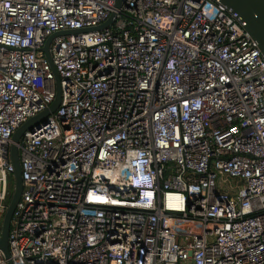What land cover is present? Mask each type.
I'll return each instance as SVG.
<instances>
[{"label": "built area", "instance_id": "built-area-1", "mask_svg": "<svg viewBox=\"0 0 264 264\" xmlns=\"http://www.w3.org/2000/svg\"><path fill=\"white\" fill-rule=\"evenodd\" d=\"M0 0V239L12 264H264V57L218 0ZM0 264H9L0 250Z\"/></svg>", "mask_w": 264, "mask_h": 264}, {"label": "water", "instance_id": "water-1", "mask_svg": "<svg viewBox=\"0 0 264 264\" xmlns=\"http://www.w3.org/2000/svg\"><path fill=\"white\" fill-rule=\"evenodd\" d=\"M223 4L241 23L244 24L245 30L249 33L251 38L258 43L259 49L264 57V0H218ZM121 6V0L118 1L117 7ZM114 22V17L110 18L105 24L82 30H69L53 34L46 42L43 49L46 58L52 65V70L56 78V98L50 107L44 112L38 114L37 116L31 118L19 127L13 135L14 144L11 146L10 150V160L14 166L13 182L14 189L9 202L8 209L4 216L2 234L0 239V250L4 253L9 264H12L10 249H9V237L12 226V220L14 212L21 200L23 192V178H22V168L19 154V143L25 134V132L32 130L41 124H45L48 118L55 114L62 102V91L60 86V78L52 63V58L50 54V46L55 38L60 36H67L71 34H79L90 31L103 30Z\"/></svg>", "mask_w": 264, "mask_h": 264}, {"label": "rangeland", "instance_id": "rangeland-1", "mask_svg": "<svg viewBox=\"0 0 264 264\" xmlns=\"http://www.w3.org/2000/svg\"><path fill=\"white\" fill-rule=\"evenodd\" d=\"M13 189H14V182H13V179L10 178V196L8 198V201L10 202L11 200V196H12V193H13Z\"/></svg>", "mask_w": 264, "mask_h": 264}]
</instances>
